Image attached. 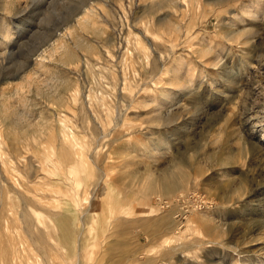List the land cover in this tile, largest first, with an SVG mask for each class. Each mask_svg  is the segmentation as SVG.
Masks as SVG:
<instances>
[{
	"label": "rangeland",
	"instance_id": "374dc122",
	"mask_svg": "<svg viewBox=\"0 0 264 264\" xmlns=\"http://www.w3.org/2000/svg\"><path fill=\"white\" fill-rule=\"evenodd\" d=\"M0 142V264H264V0H0Z\"/></svg>",
	"mask_w": 264,
	"mask_h": 264
},
{
	"label": "bare ground",
	"instance_id": "6f19581e",
	"mask_svg": "<svg viewBox=\"0 0 264 264\" xmlns=\"http://www.w3.org/2000/svg\"><path fill=\"white\" fill-rule=\"evenodd\" d=\"M103 5V4H102ZM124 5V4H123ZM122 5V6H123ZM91 6L93 7V5L91 4ZM253 6V5H252ZM258 6V5H257ZM120 7H121V5H120ZM123 8V7H122ZM260 8V7H259ZM87 9V8H86ZM84 10V9H83ZM95 10V9H94ZM123 10H125V9H123ZM125 12V11H124ZM93 9L92 8H89V9H87V10H85L84 11V21L85 22H87V21H89V20H91L92 18H93ZM126 14V13H125ZM95 15H96V13H95ZM97 17V16H96ZM82 21V20H81ZM79 23V22H78ZM87 23H89V22H87ZM142 24V23H141ZM75 28V27H74ZM66 35V34H65ZM6 41V40H5ZM204 41V40H203ZM139 43H142L141 41L139 42ZM139 43H138V46H139ZM9 44V43H8ZM142 45V44H141ZM141 48H142V46H140ZM139 47V48H140ZM144 48H146V47H144ZM136 49H138L137 47H136ZM143 49V48H142ZM129 50V49H128ZM136 51V50H135ZM146 51V50H145ZM53 52H54V50H53ZM58 52V51H57ZM137 52V54H138V51H136ZM141 52H142V50H141ZM55 54V53H54ZM142 54H144L143 52H142ZM149 54V53H148ZM52 55V54H51ZM110 55V54H109ZM140 57V56H139ZM149 57V56H148ZM45 67V66H44ZM63 134H64V132H63ZM1 143V142H0ZM1 145H2V143H1ZM2 151V150H1ZM3 153V152H2ZM9 161V160H8ZM10 162V161H9ZM52 222V221H51ZM193 224H195V221L194 222H192ZM53 236V235H52ZM56 238V237H55ZM14 239V238H13ZM12 239V240H13ZM11 240V239H10ZM16 240V239H15ZM17 242V241H16ZM11 243H12V241H11ZM15 245L17 244V243H14ZM12 245H13V243H12ZM15 245H13V247L15 246ZM16 247H17V245H16Z\"/></svg>",
	"mask_w": 264,
	"mask_h": 264
}]
</instances>
